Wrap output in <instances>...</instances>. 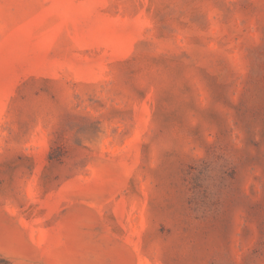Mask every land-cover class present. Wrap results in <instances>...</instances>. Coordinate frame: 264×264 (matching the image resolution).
<instances>
[{
	"label": "rangeland",
	"instance_id": "1",
	"mask_svg": "<svg viewBox=\"0 0 264 264\" xmlns=\"http://www.w3.org/2000/svg\"><path fill=\"white\" fill-rule=\"evenodd\" d=\"M0 264H264V0H0Z\"/></svg>",
	"mask_w": 264,
	"mask_h": 264
},
{
	"label": "trees",
	"instance_id": "2",
	"mask_svg": "<svg viewBox=\"0 0 264 264\" xmlns=\"http://www.w3.org/2000/svg\"><path fill=\"white\" fill-rule=\"evenodd\" d=\"M21 158H23V159H25L26 161H28L29 164H31V162H32V161H31V158L28 157V156H24V157H21ZM48 160H49V161L52 160L50 155H49V157H48Z\"/></svg>",
	"mask_w": 264,
	"mask_h": 264
}]
</instances>
